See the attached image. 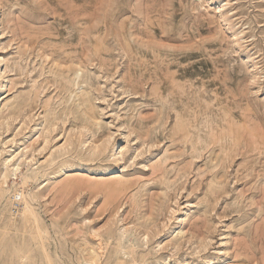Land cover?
<instances>
[{
    "label": "rangeland",
    "instance_id": "rangeland-1",
    "mask_svg": "<svg viewBox=\"0 0 264 264\" xmlns=\"http://www.w3.org/2000/svg\"><path fill=\"white\" fill-rule=\"evenodd\" d=\"M0 264H264V0H0Z\"/></svg>",
    "mask_w": 264,
    "mask_h": 264
},
{
    "label": "bare ground",
    "instance_id": "bare-ground-1",
    "mask_svg": "<svg viewBox=\"0 0 264 264\" xmlns=\"http://www.w3.org/2000/svg\"><path fill=\"white\" fill-rule=\"evenodd\" d=\"M161 84V83H159ZM185 122V121H184ZM179 124V123H178ZM182 129V127H181ZM184 130V129H183ZM11 159H5V162L10 161ZM16 166H13V169H16ZM67 167H61V170H65ZM21 197H22V202H23V209H22V217L24 219V221H28V216H32L33 215V210L31 209V205L30 202L35 198V194L31 191L28 193H21Z\"/></svg>",
    "mask_w": 264,
    "mask_h": 264
}]
</instances>
